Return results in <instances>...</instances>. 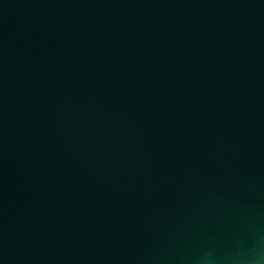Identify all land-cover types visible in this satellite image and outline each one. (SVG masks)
Segmentation results:
<instances>
[{"label": "water", "instance_id": "1", "mask_svg": "<svg viewBox=\"0 0 264 264\" xmlns=\"http://www.w3.org/2000/svg\"><path fill=\"white\" fill-rule=\"evenodd\" d=\"M0 264H264V0H0Z\"/></svg>", "mask_w": 264, "mask_h": 264}]
</instances>
